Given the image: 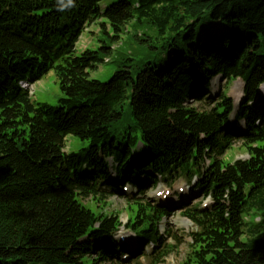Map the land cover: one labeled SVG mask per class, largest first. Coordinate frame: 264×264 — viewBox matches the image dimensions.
<instances>
[{
    "label": "trees",
    "instance_id": "16d2710c",
    "mask_svg": "<svg viewBox=\"0 0 264 264\" xmlns=\"http://www.w3.org/2000/svg\"><path fill=\"white\" fill-rule=\"evenodd\" d=\"M95 22L98 44L78 51ZM112 54L109 80L90 78ZM133 54L145 57L135 72L121 65ZM50 71L62 96L35 103L18 82ZM215 76L243 82L233 117L225 91L207 95ZM263 85L264 0H118L103 8L101 0H0V264H81L94 255L93 264H105L113 252L140 264L151 242L150 264H158L181 236L160 232L171 211L141 197L178 179L211 201L184 207L195 230L179 264H264ZM68 135L88 146L65 152ZM236 142L247 158L230 162ZM118 189L135 251L114 239L120 213L105 211L106 191Z\"/></svg>",
    "mask_w": 264,
    "mask_h": 264
},
{
    "label": "rangeland",
    "instance_id": "374dc122",
    "mask_svg": "<svg viewBox=\"0 0 264 264\" xmlns=\"http://www.w3.org/2000/svg\"><path fill=\"white\" fill-rule=\"evenodd\" d=\"M118 0H101L102 8L103 6H106L110 3H116ZM99 36V27L97 23L90 24L82 33L81 37L79 38L78 44H77V50L81 51L85 47H95L98 42L96 39ZM136 45L139 48H145L148 50V44L147 43H139L136 42ZM152 51V50H151ZM131 61H125L121 63L122 66H129V69L133 72H135L138 69V65L141 64V62L145 59L143 55L139 54H133L130 56ZM115 59V55L112 54L109 57V62H103L101 64H98V66L95 69H92L89 71V77L92 79L99 80L101 82H106L109 80V78L114 74V72L117 70V67L113 63V60ZM34 87V86H33ZM221 91H225L226 95L232 99V102L236 103L239 101V99L243 98V83L240 81V79H236L232 81L230 84L226 85L225 81L221 78H214L210 82V89L207 93L208 97H210L211 100H215L218 98ZM35 96L32 97L34 102L38 103H46L49 105H56L58 102V99L62 96L61 91L59 89V85L57 82V78L54 75L52 71H50L48 74H46L41 80L35 83ZM260 93L264 97V86L260 88ZM197 105V103H194ZM235 105V104H234ZM236 107V105H235ZM235 111L233 110V113L231 114V117L234 116L235 112L237 111V108H235ZM128 107L125 108V113H127ZM130 122V121H129ZM88 146L87 140H81L73 135H68L66 137L65 141V152H78L82 148H86ZM140 147V145L137 146L135 149V152ZM226 159L228 161H233L236 159H246L247 153L245 150L241 147L240 142H236L233 145V149L228 151L226 154ZM110 164V178L108 181L115 182V173L111 167L112 162L109 161ZM115 184V183H114ZM192 184L188 185L184 180L178 179L172 187L167 186L163 182H160L154 187H148L146 188V191L144 195L141 198L147 199L150 202L159 203V202H166L168 206L171 208V216L167 219H164L163 223H161L159 229L160 232L164 231V228H170L171 232L173 234L177 233L178 236H181L179 240V244L176 247V249L171 252L169 255H167L164 260L158 264H179L184 261L186 258L188 252L190 251L189 244L191 243V239L189 237V233L193 230H195V227L192 225V223L189 222L188 218L182 215V211L184 210V207L186 205H183V202L188 203L190 206L193 204H199V208L203 206V203H211L209 198L201 199L200 193L198 191L191 190ZM178 187H181L183 191L179 193L177 190ZM106 188V187H105ZM160 189V190H158ZM170 190L169 194H165L163 191ZM125 191V190H124ZM160 192L158 195L157 193ZM157 192V193H156ZM119 189L116 190V193H112L110 191H106V202L107 205L105 207V211L108 213H120L121 223L122 226L120 230L116 233L114 236L115 241L118 244H121L122 238H124L125 243L128 248L134 249L135 247H138L137 239L135 238V235L131 233L130 231L126 230L124 225L127 222V216H126V207L128 205L126 198L119 194ZM128 196L136 195L139 197V194L135 191V188L132 187L128 189L127 191ZM164 200V201H163ZM84 202L89 203V199H85ZM243 216L245 222H249V220L253 221V216L251 214H248L246 210L243 211ZM259 221V216L255 219V222ZM249 226L247 225L245 228L247 229ZM177 240H175L173 237L167 238L166 242L168 243H176ZM152 245L145 246L146 254L139 257L138 261L140 264H150V259L153 255V250H151ZM135 251V250H134ZM127 255V253H114L112 254L111 260L106 261L105 264H118L120 261L123 264H134V261L129 259H123L124 256ZM97 256V255H94ZM93 256V257H94ZM130 256V254H129ZM132 256V255H131ZM93 257L92 256H85L82 258L81 264H93ZM131 260V261H130Z\"/></svg>",
    "mask_w": 264,
    "mask_h": 264
},
{
    "label": "bare ground",
    "instance_id": "6f19581e",
    "mask_svg": "<svg viewBox=\"0 0 264 264\" xmlns=\"http://www.w3.org/2000/svg\"><path fill=\"white\" fill-rule=\"evenodd\" d=\"M216 77H218V78H220L219 76H215V77H213V78H216ZM35 81H31V80H27V79H23V80H20L19 82H18V84H19V86L21 87V88H23V89H25L27 92H28V94L30 95V96H33L34 95V92H35ZM34 86V87H33ZM122 190L124 191L125 189L122 187ZM158 190H160V189H158ZM124 192H126L127 193V191L125 190ZM158 192V191H157ZM156 192V193H157ZM158 203V202H157ZM162 204H167L166 202H161ZM158 204H160V202L158 203ZM168 205V204H167Z\"/></svg>",
    "mask_w": 264,
    "mask_h": 264
}]
</instances>
